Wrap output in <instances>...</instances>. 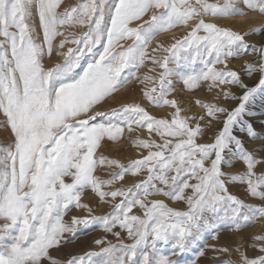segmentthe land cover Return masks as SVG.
<instances>
[{
  "label": "snow or ice",
  "instance_id": "1",
  "mask_svg": "<svg viewBox=\"0 0 264 264\" xmlns=\"http://www.w3.org/2000/svg\"><path fill=\"white\" fill-rule=\"evenodd\" d=\"M248 12L264 0H0V264H264V234L219 243L264 220V25L207 19ZM178 82L212 99L192 112ZM121 141L138 158L98 154Z\"/></svg>",
  "mask_w": 264,
  "mask_h": 264
},
{
  "label": "rangeland",
  "instance_id": "2",
  "mask_svg": "<svg viewBox=\"0 0 264 264\" xmlns=\"http://www.w3.org/2000/svg\"><path fill=\"white\" fill-rule=\"evenodd\" d=\"M77 2H78V0H65V4H69V5H75ZM210 2H221L222 3L223 0H210ZM241 18H243V19H241ZM207 19L208 20H214L215 22H217L218 24H220L222 26H226V24L229 22L228 23L229 25L227 24L228 26H226V27H230L233 30L240 31V32H245V31L252 29L254 27L264 25V16L260 15L258 12H248V14L245 17H236V18L235 17H232V18L231 17H226V18L208 17ZM234 20H236V21H234ZM241 21L246 22V25L244 22L242 23ZM233 23H235V24L237 23V25H239V26H237L235 24L233 25ZM241 24H242V26H241ZM177 31H175L174 33L162 34V35L158 36L156 39L158 41H164L165 44H167V43H169V38L171 36L181 35L182 32L184 31V29H177ZM248 39L250 42L255 41L256 43H260L261 41H264V35L252 36V37H248ZM154 43H155V41H154ZM59 62H61L59 58L52 57V58L45 59L44 64L46 67H51L54 64L59 63ZM242 63L243 62L241 60L231 61L230 66L236 67V68H241ZM141 71H144V70L142 69ZM246 82L252 83V81H246ZM132 87L133 86L130 85L129 88L121 90L120 97H119L121 102H133V101H136V99H137V102L141 101V93L139 91V88H136L135 91H131L130 89ZM176 88H177L176 94L182 98V104H183L184 100L189 101L188 104H185L183 106L186 108H191L192 112L202 111L198 107H193L191 104V101L194 100L196 97H201V98L206 99V100L212 99V96L207 94V91L205 88H202L200 91L195 92V93H191V94H190V92H188V94H187L186 93L187 91H185V92L183 91V93L181 91H179V89H181V85L179 82L176 84ZM233 91H238V90L233 89ZM131 93H133L135 98H133V95ZM125 98H127L128 100ZM234 103H235L234 101H226V102H224V106H230L231 104H234ZM253 110L256 111V113H257L256 123L259 124L261 122L259 115L261 112H264V106H262L260 101H257L255 103V105L253 106ZM150 111L152 114H154L158 117H161L164 115L165 112H170L171 110L167 109V108H161V109L151 108ZM185 114H190V113H185ZM138 134L144 135L143 133H138ZM2 135H3V133H0V136H2ZM211 135H212V133L209 132L208 136L210 137ZM202 142H208L207 137ZM255 143H259V142L257 141ZM99 153H103V154L109 156L110 158H118L124 163H127V161L131 158H138V152L131 147L130 142H128V141H121L120 143L104 144L102 146V148L100 150H98V154ZM97 172L100 173L101 169L98 168ZM133 182H134L133 178H131V177L126 178L125 183L127 185H131ZM233 191H236V189H233ZM241 194H242V190H241ZM96 199L97 198L95 197V195L91 192L85 193V195L83 197L84 202H89L93 206H95V204H96ZM252 202L255 203V201H252ZM108 211H110V208H108L107 206H100V207L95 208V214H97V215L105 214ZM72 214L85 215L86 213L74 209ZM258 234H264V220H259L255 224L244 229L242 234H230L226 230L222 231L220 234L219 243L221 245L227 243V244H229V246H231V244L233 242L243 243V237L254 236V235H258ZM101 235H102V231L100 230L99 227L90 226L88 229H85L79 233V239L76 241V245H75L73 250L80 251L82 249H87V248L91 247L92 246V240H94L95 238H99ZM109 238L111 239V237H109ZM208 243H210V244L216 243V241L209 240ZM249 254H251V253H249Z\"/></svg>",
  "mask_w": 264,
  "mask_h": 264
},
{
  "label": "bare ground",
  "instance_id": "3",
  "mask_svg": "<svg viewBox=\"0 0 264 264\" xmlns=\"http://www.w3.org/2000/svg\"><path fill=\"white\" fill-rule=\"evenodd\" d=\"M250 16H251V15H250ZM253 17H254V16H253ZM231 18H232V17H231ZM235 18H236V17H235ZM241 19H243V18H241ZM234 21H236V20H234ZM224 22H225V21H224ZM227 22H228V21H227ZM241 22H242V21H241ZM243 22H244V21H243ZM243 22H242V23H243ZM228 23H229V22H228ZM228 23H227V24H228ZM244 23H245V25H246V22H244ZM227 24H226V26L229 25V24H228V25H227ZM231 24H232V23H231ZM234 24H235V23H233V25H234ZM235 25H237V23H236ZM245 25H244V26H245ZM230 26H231V25H230ZM237 26H239V25H237ZM241 26H242V24H241ZM234 27H235V26H234ZM238 28H239V27H238ZM176 31H177V30H176ZM177 32H178V31H177ZM164 36H165V35H164ZM166 37H167V36H166ZM128 90H129V89H128ZM137 91H138V90H137ZM179 91H180V89H179ZM138 92H139V91H138ZM184 92H185V91H184ZM135 93H136V92H135ZM182 93H183V92H182ZM186 93L188 94V92H186ZM131 94L133 95V93H131ZM190 94H191V93H190ZM127 95H128V94H127ZM128 97H129V96H128ZM130 97H131V96H130ZM122 98H123V97H122ZM133 98H135L134 95H133ZM125 99H127V98H125ZM127 100H128V99H127ZM136 101H137V99H136ZM193 107H194V106H193ZM191 110H192V109H191ZM194 110H195V109H194ZM115 147H116V146H115Z\"/></svg>",
  "mask_w": 264,
  "mask_h": 264
}]
</instances>
